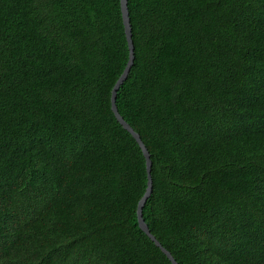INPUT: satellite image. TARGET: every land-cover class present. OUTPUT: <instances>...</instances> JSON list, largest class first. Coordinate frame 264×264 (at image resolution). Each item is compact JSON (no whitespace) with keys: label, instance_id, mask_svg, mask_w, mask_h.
Returning a JSON list of instances; mask_svg holds the SVG:
<instances>
[{"label":"trees","instance_id":"16d2710c","mask_svg":"<svg viewBox=\"0 0 264 264\" xmlns=\"http://www.w3.org/2000/svg\"><path fill=\"white\" fill-rule=\"evenodd\" d=\"M116 105L178 264H264V0H128ZM121 0H0V264H172L112 110Z\"/></svg>","mask_w":264,"mask_h":264},{"label":"water","instance_id":"95a60500","mask_svg":"<svg viewBox=\"0 0 264 264\" xmlns=\"http://www.w3.org/2000/svg\"><path fill=\"white\" fill-rule=\"evenodd\" d=\"M121 8H122V15H123V21H124V26H125V33H126V38L128 41V47H129V61L127 64L126 69L124 70V73L122 76L119 78L117 81L115 87L113 88L112 91V110L115 114L116 119L118 122L123 126L125 130H127L131 135L136 139L138 144L140 145L143 154L146 158V164H147V171H148V187L147 191L142 198V200L139 203L138 206V221H139V226L140 228L147 234V236L161 249V251L168 257V259L171 261L172 264H178L174 256L157 240V238L151 233L150 228L146 224L144 218H143V209L144 206L152 194V188H153V182H152V176H151V171H152V160H151V155L141 140V137L138 133L134 131V129L124 120V118L121 116L119 113L118 107L116 105V100H117V94L122 86V84L126 81V79L129 76V73L131 71V68L134 64L135 60V46H134V41H133V33H132V26L130 22V15H129V10H128V0H121Z\"/></svg>","mask_w":264,"mask_h":264}]
</instances>
